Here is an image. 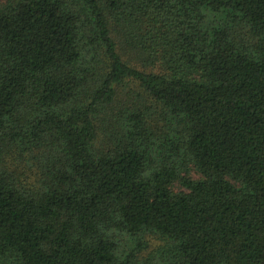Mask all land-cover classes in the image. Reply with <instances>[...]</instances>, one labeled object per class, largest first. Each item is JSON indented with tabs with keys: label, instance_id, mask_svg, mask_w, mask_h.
Masks as SVG:
<instances>
[{
	"label": "trees",
	"instance_id": "16d2710c",
	"mask_svg": "<svg viewBox=\"0 0 264 264\" xmlns=\"http://www.w3.org/2000/svg\"><path fill=\"white\" fill-rule=\"evenodd\" d=\"M0 264H264V0H0Z\"/></svg>",
	"mask_w": 264,
	"mask_h": 264
}]
</instances>
